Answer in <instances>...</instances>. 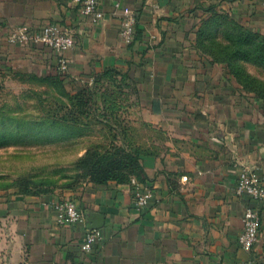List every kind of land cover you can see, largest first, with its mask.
I'll list each match as a JSON object with an SVG mask.
<instances>
[{"label":"crops","instance_id":"1","mask_svg":"<svg viewBox=\"0 0 264 264\" xmlns=\"http://www.w3.org/2000/svg\"><path fill=\"white\" fill-rule=\"evenodd\" d=\"M262 1L102 0L105 18L93 24L71 0H0V74L24 86L59 78L77 90L116 69L114 77L135 87L136 101L123 109L142 151L138 179L154 188L143 211L134 207L130 182L85 179L52 192H2L0 264H264V200L258 240L245 249L238 235L249 202L235 191L242 165L264 176V101L195 48L212 8L264 34ZM126 10L137 16L129 45L119 35ZM26 23H55L73 34L68 74L55 72L52 49L8 42L12 28ZM62 198L76 201L84 223L56 221L51 203ZM93 228L101 238L84 251Z\"/></svg>","mask_w":264,"mask_h":264},{"label":"rangeland","instance_id":"2","mask_svg":"<svg viewBox=\"0 0 264 264\" xmlns=\"http://www.w3.org/2000/svg\"><path fill=\"white\" fill-rule=\"evenodd\" d=\"M241 37V30L226 20L214 39L207 41L206 54L196 47V41L195 48L203 56L213 54L221 58L224 56L222 49L227 55ZM253 46L258 52L264 50V43L254 41ZM226 64L223 63L227 69ZM233 66L248 76L244 82L251 94L264 90V63L237 56ZM8 75L0 74V138H4L0 141V193L25 188L33 192L69 189L75 178V161L89 144L102 140L101 130L98 126L90 130L69 128L47 117V114L59 112L61 101L70 102L67 93L75 94L79 89L72 90L70 84L63 87L54 84L24 86L22 80ZM86 86L95 90L102 114L125 127L129 139L136 143L133 140L136 129L126 121L129 114L123 109L136 101L135 87L126 79L103 80ZM88 102L90 105L89 97L87 107ZM108 104H114L115 109H105ZM79 118L85 120V117Z\"/></svg>","mask_w":264,"mask_h":264},{"label":"trees","instance_id":"3","mask_svg":"<svg viewBox=\"0 0 264 264\" xmlns=\"http://www.w3.org/2000/svg\"><path fill=\"white\" fill-rule=\"evenodd\" d=\"M228 21L241 30L243 38L236 40L235 48L227 52L222 49L223 57L217 58L213 54H208L210 64L227 63V69L236 78L237 82L242 86L243 90L250 93L251 90L245 84L244 80L249 79L239 68L233 66V60L237 56L244 58L255 59L256 61L264 63V50L258 52L253 46V42L264 43V34L253 31L236 20H234L228 13L211 9L209 15L200 20V24L196 32V47L204 52L206 51L207 41H212L221 28L224 21ZM213 45V44H212ZM218 45V44H217ZM204 52V53H205ZM206 54V53H205ZM226 64V65H227ZM116 69H110L95 77L93 84H98L103 80H125L123 75L121 78H116L118 75ZM127 80V79H126ZM47 81V80H39ZM60 87L65 86L63 81L55 78L49 82ZM254 95L256 98L264 101V90H256ZM39 96V94H36ZM70 102L59 103V112L47 114L49 119H53L56 123L64 124L69 128L81 127L85 129H92L99 127L102 133V140L92 142L85 148V152L75 161V178L72 184L68 187L72 188L85 179H90L95 183H107L109 181H116L118 183L130 182L131 177L135 176L143 179L144 169L141 164L140 154L142 151L140 147L136 146L128 137V131L121 124L112 122L106 114H102L97 105V94L91 86H82L79 92L75 94L67 93ZM87 97H89L90 105ZM40 101L43 98L39 97ZM74 106V108H73ZM115 105L105 107L107 110H114ZM64 108V112L62 111ZM43 109V108H42ZM104 109V110H105ZM79 117H85V120ZM4 138H0L2 141ZM2 142H0L1 144ZM25 194H39L42 192H33L25 188L19 190Z\"/></svg>","mask_w":264,"mask_h":264},{"label":"built area","instance_id":"4","mask_svg":"<svg viewBox=\"0 0 264 264\" xmlns=\"http://www.w3.org/2000/svg\"><path fill=\"white\" fill-rule=\"evenodd\" d=\"M80 6L81 12L90 17L93 24H99L105 18L102 0H71ZM119 3L115 4L118 8ZM264 11V0L262 1ZM137 16L133 10H126L122 15L120 38L126 45L132 43L136 33ZM7 40L12 44H30L44 46L52 49L57 54V63L54 70L60 76L69 72V60L66 53L75 45L71 32L55 23H41L37 25L21 24L12 28ZM133 191V204L138 211H143L149 206L154 195L153 185L140 181L133 176L130 179ZM235 191L239 196H245L248 204L243 211V227L238 235L239 244L245 249H251L259 237L261 214L257 204L264 200V176L260 177L254 167L242 165L235 182ZM55 212V219L59 223L75 225L85 222V213L79 208L72 198H62L51 203ZM101 238L97 228L87 229L82 242L84 251H90L94 244Z\"/></svg>","mask_w":264,"mask_h":264},{"label":"water","instance_id":"5","mask_svg":"<svg viewBox=\"0 0 264 264\" xmlns=\"http://www.w3.org/2000/svg\"><path fill=\"white\" fill-rule=\"evenodd\" d=\"M90 215V214H89ZM91 215H99V214H94L92 213ZM101 218V217H100ZM87 220H90V218H88ZM99 225H95V226H92V227H98Z\"/></svg>","mask_w":264,"mask_h":264}]
</instances>
